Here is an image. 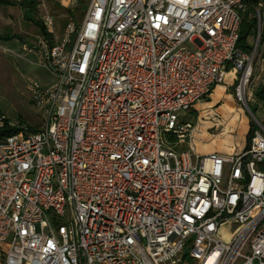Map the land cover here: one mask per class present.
Listing matches in <instances>:
<instances>
[{
	"label": "built area",
	"instance_id": "2783aa9c",
	"mask_svg": "<svg viewBox=\"0 0 264 264\" xmlns=\"http://www.w3.org/2000/svg\"><path fill=\"white\" fill-rule=\"evenodd\" d=\"M243 9L90 0L60 41L40 38L56 81L28 85L42 127L0 141L1 264H264V124L248 106L257 45L237 48ZM228 67L256 128L242 149L200 155L184 115Z\"/></svg>",
	"mask_w": 264,
	"mask_h": 264
},
{
	"label": "rangeland",
	"instance_id": "374dc122",
	"mask_svg": "<svg viewBox=\"0 0 264 264\" xmlns=\"http://www.w3.org/2000/svg\"><path fill=\"white\" fill-rule=\"evenodd\" d=\"M6 3H0V39L19 36L27 42L37 45V41L42 37L39 28L34 22L28 19L32 17L33 13L27 11L25 0H3ZM29 1V0H27ZM65 3V1H64ZM35 19L41 21V16L48 13L54 21L52 42L60 41L63 37V30L65 25L72 20L78 25L82 19V6L78 2L74 9H69L60 2V0H37ZM86 12V11H85ZM84 12V14H85ZM84 17V16H83ZM75 35L71 36L74 40ZM251 44L253 48L257 45V52L252 62V74L248 85L249 94H251V101L248 106L254 117L262 124H264V103L259 101L255 94V90L264 85V47H261L257 39H252ZM36 60V58H34ZM38 65H26L25 62L17 59H11L13 67V77H0V110L6 115L9 121L8 129H20L21 131L36 130L42 127L44 116L38 107L31 101L29 91L26 87L28 79L35 80L41 84L51 83L54 77H51L45 70H50L42 63ZM52 74V73H51ZM237 76L235 71L230 68L225 76L223 83L231 84L227 88L232 97V103L249 119L253 120L249 113L241 106V103L234 96L235 81L232 82L233 77ZM222 84V83H221ZM205 98L202 102H205ZM201 102V103H202ZM183 119V117H182ZM184 119L195 124L196 119L194 113L189 112L184 115ZM221 119L216 113H202L201 112V135L196 137L194 145L198 154H205L208 150L216 145L225 144L231 147L243 145L241 138H236V131L226 132L223 123L218 121ZM200 124V123H199ZM189 143L179 145L180 150H187ZM5 248L0 247V264L2 262L1 252Z\"/></svg>",
	"mask_w": 264,
	"mask_h": 264
},
{
	"label": "crops",
	"instance_id": "0c3cea01",
	"mask_svg": "<svg viewBox=\"0 0 264 264\" xmlns=\"http://www.w3.org/2000/svg\"><path fill=\"white\" fill-rule=\"evenodd\" d=\"M53 37L56 38V35H53ZM39 40L37 41V45H33L27 42L25 39H21L19 36L0 39V77H13L14 69L11 65L12 58L25 62L26 65L29 64L41 66V58L38 48ZM34 58H36V60ZM45 70L51 77H54L53 82L41 84L35 80L28 79V83L26 85L27 89L30 82H35L42 87H49L55 83V76L47 69ZM232 82H234V77ZM229 86H231L229 83H222L215 86L205 102H199L193 107L192 110L194 111V117L196 119L194 135L195 138L201 135V127L199 126L201 125V112L212 114L216 113V115L221 117V119L217 120L223 123L224 130L228 133L235 130L237 134L236 138H241L243 145L241 146L238 144L236 147H231V144L230 146H225V144L218 146L216 145L215 147L211 148V150H208V152L205 154L213 152L220 154H230L235 149H242L246 146V135L249 130V119L241 109L233 105L231 94H229L227 91ZM3 115L6 118L4 113ZM191 147H193L194 151L196 152L194 141L192 142Z\"/></svg>",
	"mask_w": 264,
	"mask_h": 264
},
{
	"label": "trees",
	"instance_id": "16d2710c",
	"mask_svg": "<svg viewBox=\"0 0 264 264\" xmlns=\"http://www.w3.org/2000/svg\"><path fill=\"white\" fill-rule=\"evenodd\" d=\"M244 9L241 11V21L239 25V35L237 41V48L239 51L243 53L250 54L253 50V45L251 44V40L257 37L258 33V22H257V11H259L262 26L260 28V35H259V42L261 47H264V0H242ZM6 3V1L0 0V3ZM27 11L32 12L33 16L36 15V6L37 0H25ZM90 0H79L82 6V14L81 19L84 16V12L86 11ZM28 17L29 20L35 23L40 30V33L44 39H48L52 42L53 35L47 31L45 26L42 24L41 21L35 19L34 17ZM230 67H228V71ZM256 98L264 103V85L259 86L255 90ZM192 113L194 111L192 110ZM0 115L4 116L0 110ZM6 122H9L8 119H5ZM256 126L253 122H249V130L246 135V146L250 143V139L253 135V131L255 130ZM21 132L20 129H8L7 127L0 129V141L4 140L5 138Z\"/></svg>",
	"mask_w": 264,
	"mask_h": 264
},
{
	"label": "bare ground",
	"instance_id": "6f19581e",
	"mask_svg": "<svg viewBox=\"0 0 264 264\" xmlns=\"http://www.w3.org/2000/svg\"><path fill=\"white\" fill-rule=\"evenodd\" d=\"M227 111V110H226Z\"/></svg>",
	"mask_w": 264,
	"mask_h": 264
}]
</instances>
